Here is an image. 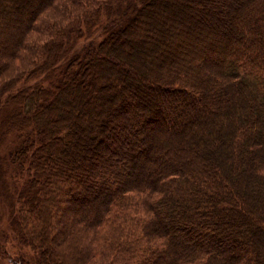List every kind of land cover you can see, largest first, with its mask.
I'll return each instance as SVG.
<instances>
[{
    "label": "trees",
    "instance_id": "1",
    "mask_svg": "<svg viewBox=\"0 0 264 264\" xmlns=\"http://www.w3.org/2000/svg\"><path fill=\"white\" fill-rule=\"evenodd\" d=\"M8 135L39 264H264V0H0Z\"/></svg>",
    "mask_w": 264,
    "mask_h": 264
},
{
    "label": "rangeland",
    "instance_id": "2",
    "mask_svg": "<svg viewBox=\"0 0 264 264\" xmlns=\"http://www.w3.org/2000/svg\"><path fill=\"white\" fill-rule=\"evenodd\" d=\"M102 19L96 27L86 32L85 36L74 39L76 48H73L69 53L76 49L79 50L89 42L96 43L102 40L104 37L103 28L107 24L104 20L106 18ZM55 76L60 77L58 74ZM24 85L19 84L16 87V83H14L11 87L12 91ZM51 126H55V124H51ZM12 138V135H8L6 138L0 136V244L6 245V250L0 251V264H39L37 253L26 245L25 240L22 241L16 233L18 223L17 193L21 189L24 179L17 172L18 166L12 162V153L17 146L13 145ZM67 148L69 146L66 145L63 150ZM60 165H63L62 161Z\"/></svg>",
    "mask_w": 264,
    "mask_h": 264
}]
</instances>
